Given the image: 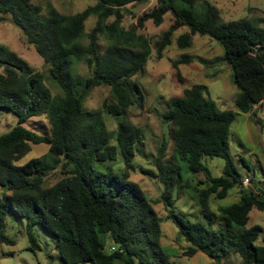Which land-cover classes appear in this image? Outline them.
Listing matches in <instances>:
<instances>
[{
	"label": "trees",
	"instance_id": "1",
	"mask_svg": "<svg viewBox=\"0 0 264 264\" xmlns=\"http://www.w3.org/2000/svg\"><path fill=\"white\" fill-rule=\"evenodd\" d=\"M145 1L97 0L74 14L53 8L43 18L32 0H0V22L8 15L20 28L48 66L47 77L61 90L53 94L44 72L0 44V110L18 117L17 124L0 134V186L5 190L0 202L1 242L15 244L4 231L6 218L12 214L26 219L29 249H40L33 228L41 225L55 238L63 264H178L173 259L177 250L161 243L163 219L155 201L131 179L130 172L145 139L144 130L129 119L130 108L144 103L143 88L134 77L146 70L153 46L136 27L122 24L123 9ZM195 2L160 0L138 18L137 26L148 20L160 25L164 15L172 12L174 22L155 43L159 58L182 26L189 31L177 38L181 49L191 47L197 33L215 38L224 47L222 58L241 91L234 99L236 110H220L205 95L203 83H195L169 100L162 117L173 125L175 158L184 161L190 172L205 176L201 181L204 186L194 188V192L207 222L189 220L177 211L173 194L183 181L182 172L174 161L163 162L166 143L159 148L156 162L163 183L159 202H163L179 235L191 244L184 255L202 251L220 261L238 253L241 264H264V244L256 243L264 228L248 226L251 210H264V189L242 188L237 202L218 208L219 216L210 208L212 196L223 199L242 185L230 152V127L237 115L264 102V19L224 21L208 0L200 10ZM92 15L96 22L87 32L86 21ZM112 16L115 18L109 22ZM101 35L109 42L105 50L99 43ZM192 60L189 53H183L173 61L179 78L180 64ZM79 62L87 64L89 75L77 72ZM99 86H109V96L101 108H86L85 101ZM39 115L47 118L49 132L25 125ZM105 115L118 120L115 133L108 130ZM44 143L47 153L19 163L34 145ZM119 152L125 164L121 173L112 164ZM205 156L225 159L222 175H212L203 162ZM58 167L63 176L46 186L48 172ZM146 172L157 176L152 170ZM108 241L115 245L109 252Z\"/></svg>",
	"mask_w": 264,
	"mask_h": 264
},
{
	"label": "rangeland",
	"instance_id": "2",
	"mask_svg": "<svg viewBox=\"0 0 264 264\" xmlns=\"http://www.w3.org/2000/svg\"><path fill=\"white\" fill-rule=\"evenodd\" d=\"M208 1L219 9L224 21L237 20L243 17L264 19V0ZM96 2L97 0H32L33 5L40 8V15L43 18L48 16L53 8L64 14H74ZM204 2L205 0H196L194 5L200 10ZM159 3L160 0H147L141 3L128 4L123 9L122 24L126 28L136 27L137 32L146 35L153 46L146 70L134 77L143 88L144 103L142 106L137 105L130 108L129 119L144 130L145 139L142 151L136 152L133 168L130 169L131 179L137 181L148 196L155 201V207L163 219L161 243L163 246L177 250L173 259L178 264H241L242 258L238 253H230L220 261L209 257L202 251H198L193 256L184 255V249L191 244L179 235L178 227L172 220L167 218V209L163 202H159L163 183L159 178L156 162L159 148L163 143H166L163 162L174 161L175 164L181 166L182 172L183 181L176 187L173 194L177 211L189 220L207 222L195 199L194 192V188L204 186L201 181L205 180V176L203 173L194 174L190 172L184 161L175 158L172 139L173 125L166 122L162 117L168 108L169 100L181 96L185 88L195 83H203L206 85L205 95L213 99L220 110H236L234 99L237 93L241 91L233 82L232 69L227 61L222 58L224 47L218 40L209 35L197 33L193 35L191 47L181 49L177 45V38L182 33L189 31L187 26H182L174 32L172 43L166 48L162 58L157 56L155 43L174 22L172 12L164 15V20L160 25H155L152 20H148L144 26L138 27L137 22L143 13L152 10ZM6 17L5 20L0 22V44L16 51L29 63L44 72L46 78H48V66L44 63L43 58L31 44L27 43L22 31L11 21V18L8 15ZM114 18V16L110 17L109 22H112ZM95 22L96 17L93 15L87 19V32L91 30ZM99 43L101 49L105 50L109 42L105 36L101 35ZM183 53H189L193 60L190 63L180 64L181 77L179 78L177 70L173 67V61L179 59ZM199 58L211 59L214 60V63L203 64ZM76 69L82 75H89L90 73L85 62H79ZM72 70L75 72L74 67ZM46 82L53 94L61 92L54 80L48 78ZM109 94V86L96 87L84 105L88 109L101 108ZM104 118L108 130L115 133L118 120L111 115H105ZM17 122L18 117L16 114L9 110H0V134L9 130ZM25 125L41 133L49 132L50 129V124L43 115L32 117ZM112 143H116L115 139H112ZM229 143L235 165L241 174L242 185L231 189L228 196L223 199L211 197L210 208L216 216H219L218 208L220 206L230 205L240 199L242 188L264 189V102L258 104L255 112L237 115L230 127ZM47 151L48 147L45 143L34 145V148L19 163H24L35 156L44 155ZM203 162L208 166L213 176L223 174L226 162L224 158L205 156ZM112 164L117 172L121 173L124 170L125 164L120 152L116 161ZM150 170L156 173L157 176L146 172ZM62 176L63 173L60 167L49 171L45 185L55 184ZM245 179H248L249 184H245ZM188 184L190 186H186ZM4 192L5 190L0 186V202L3 199ZM254 224H259L264 228V210L257 208L251 210L248 226ZM4 231L8 237L15 240V244L0 241V264H63L56 247L55 238L41 225H36L33 228L40 244V249L35 251L29 249L31 243L27 233L26 219L9 214L6 218ZM256 243L264 244V232ZM114 247L115 245L108 241L106 251L109 252Z\"/></svg>",
	"mask_w": 264,
	"mask_h": 264
},
{
	"label": "crops",
	"instance_id": "3",
	"mask_svg": "<svg viewBox=\"0 0 264 264\" xmlns=\"http://www.w3.org/2000/svg\"><path fill=\"white\" fill-rule=\"evenodd\" d=\"M262 104V103H261ZM258 107V105H255L251 112H255V109Z\"/></svg>",
	"mask_w": 264,
	"mask_h": 264
},
{
	"label": "built area",
	"instance_id": "4",
	"mask_svg": "<svg viewBox=\"0 0 264 264\" xmlns=\"http://www.w3.org/2000/svg\"><path fill=\"white\" fill-rule=\"evenodd\" d=\"M245 184H249V181H248V179H245Z\"/></svg>",
	"mask_w": 264,
	"mask_h": 264
}]
</instances>
